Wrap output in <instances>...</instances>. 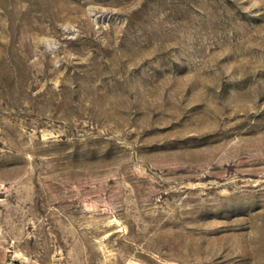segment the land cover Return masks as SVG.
Returning <instances> with one entry per match:
<instances>
[{
	"label": "rangeland",
	"instance_id": "374dc122",
	"mask_svg": "<svg viewBox=\"0 0 264 264\" xmlns=\"http://www.w3.org/2000/svg\"><path fill=\"white\" fill-rule=\"evenodd\" d=\"M0 264H264V0H0Z\"/></svg>",
	"mask_w": 264,
	"mask_h": 264
}]
</instances>
